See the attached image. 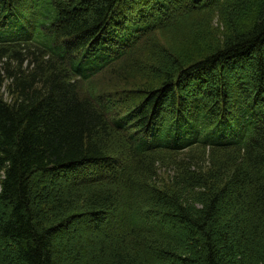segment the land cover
<instances>
[{"label": "trees", "instance_id": "trees-1", "mask_svg": "<svg viewBox=\"0 0 264 264\" xmlns=\"http://www.w3.org/2000/svg\"><path fill=\"white\" fill-rule=\"evenodd\" d=\"M0 264H264V0H0Z\"/></svg>", "mask_w": 264, "mask_h": 264}, {"label": "rangeland", "instance_id": "rangeland-1", "mask_svg": "<svg viewBox=\"0 0 264 264\" xmlns=\"http://www.w3.org/2000/svg\"><path fill=\"white\" fill-rule=\"evenodd\" d=\"M136 16V15H135ZM132 17H134V14H133V16ZM214 24L216 25V21L214 22ZM247 70V69H246ZM237 72V71H236ZM229 77H230V80L231 81H233L234 79H233V73H229ZM228 77V78H229ZM2 93L4 94V97L5 98H9L8 97V94H7V90L5 89V88H3L2 89ZM160 159H161V157H159ZM205 158H206V156H205ZM163 164H160L159 165V167H158V170H159V174H161V177L166 181V182H168V181H173L172 180V177H173V175H174V170L173 169H171V167L170 166H168V164H166V161H164V162H162ZM97 169H99V168H97ZM100 176H102V178L101 179H103V180H101V181H104L105 180V178H107L108 177V175L107 174H104V175H100ZM88 178H77L75 181L74 180H71L69 183H71V184H73V183H75V182H85V184L84 183H81V185H87V184H89L88 186H90L91 185V182L90 183H86V182H88ZM40 182H43V180L41 181L40 180ZM77 184H80V183H77ZM87 223H86V220H81L79 223H78V225L80 226V225H82V226H85ZM89 227H90V229L89 230H94L93 229V227L91 226V225H88ZM81 228H83V227H81ZM169 228H171V227H169ZM73 228H72V226L71 227H69L68 228V230H72ZM177 234V233H176Z\"/></svg>", "mask_w": 264, "mask_h": 264}]
</instances>
